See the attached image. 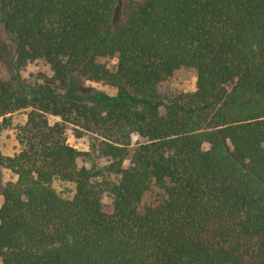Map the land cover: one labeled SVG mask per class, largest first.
<instances>
[{"label":"trees","instance_id":"trees-1","mask_svg":"<svg viewBox=\"0 0 264 264\" xmlns=\"http://www.w3.org/2000/svg\"><path fill=\"white\" fill-rule=\"evenodd\" d=\"M0 25V131L25 114L0 264H264V0H0ZM181 68L194 91L164 105Z\"/></svg>","mask_w":264,"mask_h":264},{"label":"rangeland","instance_id":"rangeland-1","mask_svg":"<svg viewBox=\"0 0 264 264\" xmlns=\"http://www.w3.org/2000/svg\"><path fill=\"white\" fill-rule=\"evenodd\" d=\"M12 48V45L5 36L2 25H0V52L4 61L8 62L10 54L12 53ZM106 63L109 67H113L116 64V61L114 59H109L106 60ZM0 70L3 72V68H0ZM39 75H42V77L45 78L52 77V72L50 71L49 67L40 60L27 63L26 66L21 70V77L29 83L36 82L41 84L42 81L41 78H38ZM195 81V71L193 69H179L173 74L168 82L157 86L156 90L160 97V101L164 105H167L178 95L192 93L194 91ZM87 86L96 89L98 92L104 94L107 97H113L116 94L114 89L105 85L87 84ZM24 118L25 114L22 112L12 114L9 118V125L0 131V154L2 156L10 157L17 152L18 146L15 141L14 128L23 124ZM49 121L55 122L57 119L49 118ZM137 140L138 138H133V142ZM88 142L89 136L87 134H85L80 139H76L73 136L71 128L66 130V143L78 151H86ZM0 177L3 183L14 180L13 176L5 170H0ZM51 186L61 197L67 198L71 197L73 194L72 186L68 184L54 181ZM156 199V192L146 193L141 202V207L155 204ZM1 202L2 200L0 198V205ZM103 202L108 204L107 199H104Z\"/></svg>","mask_w":264,"mask_h":264}]
</instances>
